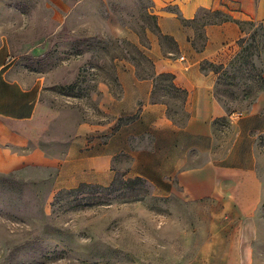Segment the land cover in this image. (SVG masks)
<instances>
[{"label": "crops", "instance_id": "1", "mask_svg": "<svg viewBox=\"0 0 264 264\" xmlns=\"http://www.w3.org/2000/svg\"><path fill=\"white\" fill-rule=\"evenodd\" d=\"M89 1L43 0L44 36L56 34ZM7 4L0 0V12ZM144 11L154 32L145 29L140 37L121 27L115 37L150 61L148 73L119 61L115 83L96 84L93 110L85 109L60 157L39 146L44 79L18 75L11 35L19 26L0 24V175L46 171L53 193L106 188L118 174L140 179L158 197L207 205L210 233L190 251L189 264H264V87L245 110L228 114L214 94L216 76L202 70L238 53L246 35L237 22L264 26V0H148ZM207 15L229 21L212 23ZM176 94L182 96L177 106Z\"/></svg>", "mask_w": 264, "mask_h": 264}, {"label": "rangeland", "instance_id": "2", "mask_svg": "<svg viewBox=\"0 0 264 264\" xmlns=\"http://www.w3.org/2000/svg\"><path fill=\"white\" fill-rule=\"evenodd\" d=\"M42 1L6 0L0 24L19 26L11 35L19 52L18 75L44 79L43 107L36 117L43 133L39 146L60 157L85 109L93 110L96 84L115 83L119 61L134 62L143 74L149 71L147 59L116 38L115 29L130 28L141 37L145 29L154 32V23L144 11L148 0H91L56 34L44 36ZM207 18L215 22L221 17ZM243 29L247 50L241 58L232 57L224 67L203 64L216 76L214 94L228 114L245 110L263 90L264 26L245 24ZM197 33L199 47L202 37ZM164 42L171 48L169 40ZM175 98L177 106L182 96ZM224 125V118L217 120L218 129ZM30 173L0 175V264H189L190 251L210 233L204 228L212 220L206 204L158 197L144 181L118 174L106 188L53 193L51 174Z\"/></svg>", "mask_w": 264, "mask_h": 264}, {"label": "trees", "instance_id": "3", "mask_svg": "<svg viewBox=\"0 0 264 264\" xmlns=\"http://www.w3.org/2000/svg\"><path fill=\"white\" fill-rule=\"evenodd\" d=\"M216 16H218V15H216ZM226 21H229L228 20V18H225V17H222V18H220V19H218V21H215V22H213L212 21V23H216V22H226ZM237 24L238 25H240V28L242 29V31H244V29H243V25H245V24H249V25H251V26H256L257 24L256 23H253V22H248V23H240V22H237ZM155 27V26H154ZM156 28V27H155ZM244 39H245V36L244 37H242L239 41H238V47H239V51H238V53L234 56V58L235 57H239V58H241V56L240 55H242L243 54V52H245L247 49H246V47H242V43L244 42ZM166 40H168V39H166ZM149 64H150V61H147ZM209 64H211V63H209ZM211 65H213V64H211ZM220 66L222 67H224V64L223 63H220ZM202 70L203 71H205V69L203 68V66H202ZM209 71H211V70H209ZM161 78H164V79H171V76L170 75H162V76H160ZM259 80H260V82H261V85L264 87V82H263V77H262V73H261V75L259 76ZM134 180H139V181H142V180H140V179H134ZM82 186H86V185H82ZM82 186H80V187H82ZM79 188V187H78ZM75 190V189H74ZM70 191H72V190H70Z\"/></svg>", "mask_w": 264, "mask_h": 264}, {"label": "built area", "instance_id": "4", "mask_svg": "<svg viewBox=\"0 0 264 264\" xmlns=\"http://www.w3.org/2000/svg\"><path fill=\"white\" fill-rule=\"evenodd\" d=\"M180 60L184 61V58L181 57ZM237 115H240V114H237Z\"/></svg>", "mask_w": 264, "mask_h": 264}]
</instances>
